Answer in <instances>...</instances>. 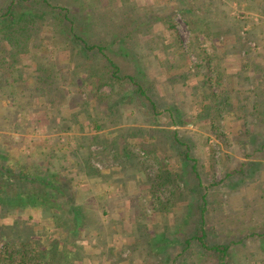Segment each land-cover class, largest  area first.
Masks as SVG:
<instances>
[{
    "label": "rangeland",
    "instance_id": "rangeland-1",
    "mask_svg": "<svg viewBox=\"0 0 264 264\" xmlns=\"http://www.w3.org/2000/svg\"><path fill=\"white\" fill-rule=\"evenodd\" d=\"M67 2L75 12L79 8L89 12L94 7L99 13H115L127 30H132L137 22L145 23L149 30L146 28L143 35L134 33L130 37L126 58L118 57L119 54L108 55L123 66L124 73L133 72L134 65L144 71L145 74L139 76L153 81L156 87L153 98L164 105L174 103L179 106L182 116H175L189 123L174 125L165 115L155 118L153 123L152 113L142 106L141 96L133 93V86L129 83L115 86L113 90L102 87L107 96L104 100L95 101L93 96H88L93 85L87 74L79 72L76 81L71 83V71L82 69V58L87 64H99L103 60L102 55L93 51L81 57L77 48L68 51L65 44L53 38L50 29L39 20L41 32L28 38L20 36V41L13 43L16 51H4L2 54L4 61L0 71L7 74L10 81L13 77H20L14 87L21 89L16 92L20 93L19 99L26 106L21 114L15 108L8 111L10 120L14 119L19 126L6 128L7 124L1 125L0 143H11L8 156L11 162L19 160L24 167L32 160L44 158L50 161L51 167L56 168V165L59 173L65 168L73 179L76 203L96 213L104 224L102 232H111L108 222L115 223V247L119 249L123 244L125 256L127 248L134 244L129 230L160 231L165 226L174 230V217L187 213L188 204L195 199L196 195L189 188L193 175L187 165L191 163L186 162L182 154L187 145L190 148L188 157L195 159L202 184L207 188L209 208L206 217L207 225L215 235L212 238L234 239L236 233L244 236L251 228L248 224L252 218L256 220L251 229L264 230V150L253 152L254 147L264 144V123L260 121L264 120V115L256 119L249 112L251 105L264 102V0H127L126 6L121 0ZM44 19L49 21L48 16ZM102 20L103 17H99L98 21ZM168 24L173 28L167 27ZM10 46L7 42L5 49L9 50ZM5 68L6 71L3 70ZM178 68L185 73L176 72ZM219 74L221 82L217 83ZM3 86L0 85V89ZM83 97L86 98L84 102ZM2 99L7 104L11 103L7 95ZM211 101H217L215 103L221 107L222 113L213 109L207 116H202V105L213 104ZM51 107H56L53 113ZM116 114L118 121L114 117ZM216 116L218 130L210 125ZM92 119L98 120L103 127L95 130ZM119 124H123L121 127L136 125L139 127L137 131L141 132L136 131V135L135 130L128 126L126 133L113 134V128ZM150 125L157 132L176 127L185 146L175 144L173 147L171 136L165 132L166 136L162 135L158 142L151 141L144 135ZM102 145H109L110 152H98ZM41 147L44 149L39 150ZM123 147H129L133 153L130 163H133L132 169L136 174L132 172L131 178L139 180L143 189H147L150 183L146 177L158 170L153 155L164 159L166 170L182 176L178 183L180 188L171 197L172 206L155 213L150 206L143 205L145 190L137 193L130 187L132 189L127 191L131 192L132 198L129 199L123 197L112 179L106 182L94 177L86 179L82 174L80 169L85 164V154L91 151L94 167L118 169L121 173L115 172L113 177L126 178L128 171L120 166ZM251 152L255 154L245 155ZM241 163H244L242 173L224 178L226 171L240 167ZM132 182L127 181V186ZM158 191H161L163 200L169 197L168 188ZM195 214L196 210H193ZM136 216L140 217L139 222H136ZM48 218L47 212L39 206L25 207L0 217V224L13 228L14 223L19 222L35 237L43 236L49 241L60 239L61 235ZM179 225L182 227L183 222ZM124 229L127 232L120 235ZM6 233L11 232L7 229ZM151 237L149 234L147 240L150 241ZM104 238L97 244L93 239L90 242L79 237L72 239L81 246L85 255L82 264H92L86 255L99 253L105 242L108 244L110 235ZM245 241L241 246H233L231 264H264V241L250 238ZM145 249V246L140 247L142 253L146 252ZM191 258L195 264H212L205 255L195 253Z\"/></svg>",
    "mask_w": 264,
    "mask_h": 264
},
{
    "label": "trees",
    "instance_id": "trees-1",
    "mask_svg": "<svg viewBox=\"0 0 264 264\" xmlns=\"http://www.w3.org/2000/svg\"><path fill=\"white\" fill-rule=\"evenodd\" d=\"M126 1L121 0L123 6L128 4ZM71 7L67 0L66 2L65 0H0V66L4 61V56L2 55L4 51H16L13 43H18L20 36L28 38L41 32L40 26L43 23L42 25L50 29V32L53 34L52 37L58 38L61 41L60 43L65 44V48L69 49L68 51L77 48L81 57H86L88 53L93 51L102 55L103 60L99 64L97 63L98 65L87 64L83 61L84 58H82V63L78 62L82 69L78 68L77 70L76 68L71 71V83L76 81L79 72L87 74V77L90 78L89 82L93 85V89L89 92L88 96H93L95 101L106 98L107 95L103 93L102 87L107 86L113 90L115 86L129 83L133 86V93L141 96L142 106L152 113L154 119L160 115H165L171 124L184 125L189 123L175 116H182L179 106L174 103H170V106L164 105L161 101L153 98V90L156 87L153 86V81L148 80L147 77L145 80L140 77L145 74L144 71H141L138 66L135 67L134 65L135 70L133 72L124 73L123 66L119 62H116L115 58L108 55V53H112L113 55L119 54L118 57L126 58L129 51L127 49V42H129L130 37L134 33L143 35L145 29L148 28L145 23L137 22V24L133 25L132 30H127L122 26L123 20L116 17L115 13H109L108 15L106 13H99L94 7L89 12H84V9L81 8H79L78 12H75ZM45 16H48V22H45ZM99 17H103V20L98 21ZM39 20L42 21L41 24L38 23ZM87 20L88 23L86 22ZM113 22L117 24L112 25ZM141 26L144 27V30ZM167 27L173 28V25L168 24ZM7 42H10L11 45L9 50L5 49ZM9 58L13 59L11 55H9ZM134 58L136 59V55H134ZM69 59L71 58L69 57ZM3 70L6 71V68ZM2 72L0 71V85L4 84V88L0 89V132L3 123L7 124L6 128L10 125H12L10 127L20 125L13 121L14 119L10 120L8 111L15 108V111L21 114L26 109V106L19 99L20 93L16 92L21 89L14 87V83L20 77H13V80L10 81L6 78L7 74H2ZM32 76L34 77L35 75ZM220 76L219 74L216 78L217 83L221 82ZM34 78L36 79L37 77ZM4 95L9 96L11 99L10 104H7L6 100L2 99ZM83 98L82 102L86 100V98ZM211 102L213 104L207 103L206 105H202V116H207L208 112L210 113L213 109L215 112L222 113L221 107L215 103L217 101ZM53 104H51L52 107L55 105ZM52 107L50 109L51 113L56 109V107ZM249 112L256 119L263 116L264 102L251 105ZM260 121L264 123V120ZM91 122L95 130L103 127L96 119H92ZM210 125L214 130L220 128L217 116L216 118H212ZM164 132L168 136H171V145L173 147L175 144L185 146L181 139H179L178 131L166 130ZM10 144L0 143V217L20 209L23 210L25 207L39 206L44 212H47L49 215L48 219L52 222V226L58 230L61 238L49 241L43 236L35 237L25 227H21L19 222H15L13 228L0 224V264H82L83 251L81 246L76 245L72 239L79 237L88 242L93 239L97 244L101 238L105 239L104 236L107 234L110 235L108 244L105 242L104 248L99 253L92 256L86 255L92 261V264H195L191 258L195 253L200 256L205 255L212 264H231L233 246H241L248 238L264 241V230L251 229L254 228L252 224L256 220L253 218L249 220L248 226L251 228L247 229V233H244V236L236 233L234 234V239L225 238L218 240L212 238L215 235L207 225L206 217L209 208L207 188L202 184L195 159L188 157L190 148L186 145L187 149L182 154L186 162L191 163V165H187L193 175V183L189 188L194 196L196 195L195 199L188 204L187 213H184L180 217H174V230L166 226L160 231L152 230L153 232L147 230L143 232L138 231L139 228L129 230V233L134 237V244L130 248H127V254L123 256V251L126 250L125 246L121 244L119 249L115 247V240L113 238L117 234L116 228L113 225L115 223L112 221L108 222L111 232H102L101 227L104 224L96 213L76 203L77 196L74 195L75 187L72 185L73 179L66 172L65 168L59 173L58 169H56L57 166L53 164L56 168L51 167L50 161L47 162L44 158L36 159V161L32 160L31 164L26 163L24 167H21L18 159V161L13 163L8 157L11 148ZM87 147L88 145L85 148L87 149ZM108 148L109 145H102L98 152L101 154L110 152ZM38 149L43 150L44 147ZM262 150H264V144L254 147L253 152L260 153ZM90 152L88 151L85 154V164L80 169L86 179L94 177L105 182L112 179V182L118 184L120 191L124 195L123 197H129V199L132 198L131 192L127 191L130 187L137 191V193L145 190L143 192V205L150 206L156 211L155 213H161L159 211L163 212V210L172 206L171 197L180 188L178 183L181 181L182 176L166 170L163 166V158L153 155L155 161L158 163V170L150 177H146V181L150 183H148L147 189L145 187L143 189L139 180L127 186L129 181H133L131 178V176L133 177L132 172L136 174V170L132 169L133 163H130V161H133L131 159L133 153L129 147H123V163L121 162L120 164L122 169L124 168L128 171L126 178L113 177L115 172L121 173L118 169L109 168L101 170L94 167L91 163L93 153ZM253 152L246 153L245 155L250 157L255 154ZM19 165L20 167H18ZM243 166L244 163H241L238 168H230L229 171L224 173V178L233 175L237 176L238 173H242ZM173 174L175 175L173 176ZM56 177H58V180ZM53 178L55 179L53 180ZM165 188H168L170 192L169 197L163 200L162 193L158 189L164 190ZM258 197L260 199V196ZM129 203L131 204V201ZM246 206L248 207L249 205ZM193 210H196L195 215H193ZM136 218L138 220L136 222H139L140 217L136 216ZM181 222H183L182 227L179 225ZM7 229L11 233L7 234ZM125 232L127 231L124 229L120 235H125ZM185 232L186 234H184ZM149 234L152 236L150 241L147 240ZM143 246L146 248V252L143 251L144 253L140 250V247ZM148 256H152V258H148ZM104 260L105 262L102 263Z\"/></svg>",
    "mask_w": 264,
    "mask_h": 264
},
{
    "label": "crops",
    "instance_id": "crops-1",
    "mask_svg": "<svg viewBox=\"0 0 264 264\" xmlns=\"http://www.w3.org/2000/svg\"><path fill=\"white\" fill-rule=\"evenodd\" d=\"M183 68V67H182ZM182 68L181 69H179L178 68V70L176 71V72H184V71H181L182 70ZM185 73V72H184ZM115 117V119H116V121H118L119 120V117L117 116V114L114 116ZM153 121V123L155 122V119H153L152 120ZM152 123V122H151ZM123 124H119L118 126H115L114 128H113V130H112V132H113V134H115V133H117V132H122V133H126V131H128V128L129 127H131L132 129H134L135 131V134L136 135H138V133H140L141 131L139 130V132L137 131V129H139V127L138 126H136V125H128L127 127H121ZM125 125V124H124ZM126 126V125H125ZM134 126V127H133ZM150 127V129H146L147 131H145L144 133V135L146 136V137H150L151 138V141H153V142H158V140H161V138H162V135H164V136H166L165 135V133H163L164 131H160V132H157V131H154L153 130V125H150L149 126ZM172 130H176V127H174V126H172ZM130 131H132V130H130ZM136 131L138 132V133H136ZM168 131H171V130H168ZM148 133V135H146ZM143 135V136H144ZM169 135H170V133H169ZM135 136V135H134ZM134 136H126L125 138H129V139H132V138H135L136 139V137H134ZM124 138V137H123ZM153 139V140H152ZM161 142V141H160ZM137 182V179H134L133 180V184L134 183H136Z\"/></svg>",
    "mask_w": 264,
    "mask_h": 264
}]
</instances>
